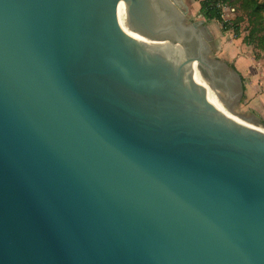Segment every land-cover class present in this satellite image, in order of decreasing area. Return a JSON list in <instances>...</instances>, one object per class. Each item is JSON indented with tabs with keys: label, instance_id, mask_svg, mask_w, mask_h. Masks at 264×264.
<instances>
[{
	"label": "water",
	"instance_id": "water-1",
	"mask_svg": "<svg viewBox=\"0 0 264 264\" xmlns=\"http://www.w3.org/2000/svg\"><path fill=\"white\" fill-rule=\"evenodd\" d=\"M187 10L0 0V264H264V122Z\"/></svg>",
	"mask_w": 264,
	"mask_h": 264
},
{
	"label": "rangeland",
	"instance_id": "rangeland-1",
	"mask_svg": "<svg viewBox=\"0 0 264 264\" xmlns=\"http://www.w3.org/2000/svg\"><path fill=\"white\" fill-rule=\"evenodd\" d=\"M179 2V0H177ZM185 6H187V21H197V20H205V25L207 26L209 33L208 36L210 39V46H211V56L213 58H218L224 61H227L229 64H232L229 59V50H235L238 55H248L255 62H260L259 67L263 69L264 72V48L259 46L247 45L244 42L245 37L249 34L251 27L254 25L253 19L249 15V11L245 10L242 6H240L246 0H238L236 1H229L225 3L227 7L223 10V17L225 20L235 22L238 17L244 16V21L240 22L241 34L240 37L236 36V33L233 30H229L224 32L222 29V22L218 20L208 21L203 16L200 15V1L201 0H183ZM258 2H264V0H256ZM235 2V3H234ZM252 4V3H250ZM184 6V5H183ZM227 53V54H225ZM227 57V58H226ZM226 58V59H225ZM228 59V60H227ZM242 85L244 87V91L240 100L233 104L234 109L248 117H256L259 118L261 121H264V118L260 115V108L259 106L251 105V101H256L254 98L249 99L246 96V84L248 79H244L242 77ZM259 96V95H258Z\"/></svg>",
	"mask_w": 264,
	"mask_h": 264
},
{
	"label": "trees",
	"instance_id": "trees-1",
	"mask_svg": "<svg viewBox=\"0 0 264 264\" xmlns=\"http://www.w3.org/2000/svg\"><path fill=\"white\" fill-rule=\"evenodd\" d=\"M229 1L238 2V0H223L224 3H228ZM217 2V0H201L199 9L200 15L208 21L218 20L222 22V29L224 32L233 30L236 33V36L240 37V22L244 21L245 17L242 15L238 17L235 22L225 20L222 8L217 6ZM240 6L249 11L248 13L254 21V25L251 27L249 34L244 39L245 44L257 46L256 43H258L259 46L264 48V2L246 0ZM231 65L236 68L233 64Z\"/></svg>",
	"mask_w": 264,
	"mask_h": 264
},
{
	"label": "crops",
	"instance_id": "crops-1",
	"mask_svg": "<svg viewBox=\"0 0 264 264\" xmlns=\"http://www.w3.org/2000/svg\"><path fill=\"white\" fill-rule=\"evenodd\" d=\"M228 52L231 56L229 61L236 67L244 79H248L245 90L246 96L249 99L254 98L256 100L251 101V105L259 106L258 108L261 107L259 112L261 117L264 118V72L259 67L260 62H255L248 55H238L232 48Z\"/></svg>",
	"mask_w": 264,
	"mask_h": 264
},
{
	"label": "bare ground",
	"instance_id": "bare-ground-1",
	"mask_svg": "<svg viewBox=\"0 0 264 264\" xmlns=\"http://www.w3.org/2000/svg\"><path fill=\"white\" fill-rule=\"evenodd\" d=\"M194 74H195L196 80L198 82L202 83L203 85H206V89H205L206 97L209 98L211 100V102L214 105H216L219 109H221L222 111H224L228 115H231V113L228 111L226 106L219 99V96L217 95L216 91H214L210 86L207 85V83L205 82V80L203 79V77L201 76V74L199 73V71H198V69L196 67H195V70H194ZM234 118L243 122V120H241L238 116L234 115ZM261 129H262V127H261Z\"/></svg>",
	"mask_w": 264,
	"mask_h": 264
},
{
	"label": "built area",
	"instance_id": "built-area-1",
	"mask_svg": "<svg viewBox=\"0 0 264 264\" xmlns=\"http://www.w3.org/2000/svg\"><path fill=\"white\" fill-rule=\"evenodd\" d=\"M217 6L222 8V11L225 10L227 7L225 6V3L223 2V0H217Z\"/></svg>",
	"mask_w": 264,
	"mask_h": 264
}]
</instances>
